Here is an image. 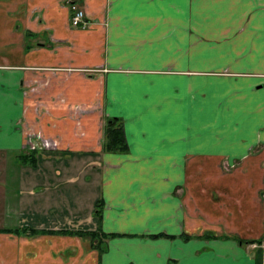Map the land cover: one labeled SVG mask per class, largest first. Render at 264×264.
<instances>
[{
    "label": "crops",
    "instance_id": "obj_1",
    "mask_svg": "<svg viewBox=\"0 0 264 264\" xmlns=\"http://www.w3.org/2000/svg\"><path fill=\"white\" fill-rule=\"evenodd\" d=\"M0 47V264H264V0H0Z\"/></svg>",
    "mask_w": 264,
    "mask_h": 264
},
{
    "label": "trees",
    "instance_id": "obj_2",
    "mask_svg": "<svg viewBox=\"0 0 264 264\" xmlns=\"http://www.w3.org/2000/svg\"><path fill=\"white\" fill-rule=\"evenodd\" d=\"M103 147L106 149H119L124 150L127 148V141L125 139L124 131L120 122H117V116H111L110 120L106 122L104 128V139H103ZM32 153V151L30 150ZM34 152V151H33ZM34 157L31 156L29 153L21 152L19 153V160L21 163H29L33 162ZM100 203V198L96 199L95 202V213H99L100 207L98 206ZM0 230L4 231H13L16 233L20 232H36L38 231L36 227H31L26 224H18L15 226H1ZM89 231V230H88ZM90 232V231H89ZM95 231L91 233L94 234ZM110 232L109 234H111Z\"/></svg>",
    "mask_w": 264,
    "mask_h": 264
},
{
    "label": "rangeland",
    "instance_id": "obj_3",
    "mask_svg": "<svg viewBox=\"0 0 264 264\" xmlns=\"http://www.w3.org/2000/svg\"><path fill=\"white\" fill-rule=\"evenodd\" d=\"M3 48L2 47H0V51L2 50ZM45 140V139H44ZM50 141H48V143H49ZM34 144H39V145H43V143H40L39 141L36 143V142H34V143H32V145H34ZM0 199H1V197H0ZM24 214H25V217H24ZM23 214V218L22 219H24V218H26V217H28V216H30L29 214H28V212H25ZM11 219H14L13 218V216L11 217ZM0 223L2 224V223H6V221H5V217L3 218V216H2V214L0 213ZM10 223V222H9ZM40 231V230H39ZM25 232V231H24ZM27 232V231H26ZM20 233H23V232H20ZM82 238H84V237H82ZM72 245H69V247H71ZM76 246H77V244H76ZM21 248H23L22 250H21V252L20 253H18L15 257L17 258V263L16 264H29V260H28V258H27V255H29V254H31V252H29V251H26V248H28V247H26V245H21ZM61 252V251H60ZM79 253H82L80 256H82V261H84L83 260V258H85V247L84 246H82V249H81V251L79 252ZM66 256H64L65 257V259H66V262H67V264H73V262H75V259H74V257L73 256H70V258L67 256V254H65ZM60 256L61 257H63V253L61 252L60 253ZM86 259H88V258H86Z\"/></svg>",
    "mask_w": 264,
    "mask_h": 264
},
{
    "label": "built area",
    "instance_id": "obj_4",
    "mask_svg": "<svg viewBox=\"0 0 264 264\" xmlns=\"http://www.w3.org/2000/svg\"><path fill=\"white\" fill-rule=\"evenodd\" d=\"M70 6L73 9V13L71 14V23L78 24L81 22L84 24L87 21V18L83 8L80 7L76 2H71Z\"/></svg>",
    "mask_w": 264,
    "mask_h": 264
}]
</instances>
